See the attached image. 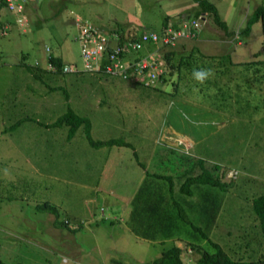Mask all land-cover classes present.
<instances>
[{"label": "rangeland", "instance_id": "rangeland-1", "mask_svg": "<svg viewBox=\"0 0 264 264\" xmlns=\"http://www.w3.org/2000/svg\"><path fill=\"white\" fill-rule=\"evenodd\" d=\"M210 1L227 28L243 26L252 8L264 3ZM195 7L193 0H27L23 28L14 21L13 12L0 8V23L8 22V30L0 35L1 262L61 264L65 256L67 264H138L179 241L183 264H196L198 252L187 242L173 236L160 241L141 237L124 220L142 171V178L155 172L171 174L174 196L180 202L202 199L199 194L189 199L177 191L189 174L181 171L193 161L206 168L201 170L223 172L218 177L224 183L212 187L220 208L209 239L232 258L257 256V226L249 212L252 199L264 195V137L248 136L245 121L252 114L257 121L264 115L260 108L235 109L248 103L251 95L257 102L251 90L254 82L241 87L255 63L239 65L221 57L220 71L236 74L232 81L237 87L220 94L213 85L214 78L219 79L217 65L201 50L194 51L189 71L174 77L168 76L171 67L164 59V79L155 86L98 72L44 68L45 46L51 55L79 65V23L106 32L157 29L164 18L193 16ZM208 25L213 26L209 17L198 27L199 37ZM122 31V37L130 34ZM239 38L240 52L247 53L250 46L263 54L259 22ZM201 69L214 75L199 83L193 73ZM220 76L230 80L224 73ZM68 110L84 116L86 124L70 130L66 120H57ZM108 138L127 143H91ZM158 181L167 184L165 178ZM200 186L210 191L208 185ZM43 202L53 205L68 227L56 226L52 213L35 207ZM183 206L187 217H193L194 212ZM200 242L211 250L208 241Z\"/></svg>", "mask_w": 264, "mask_h": 264}, {"label": "trees", "instance_id": "trees-1", "mask_svg": "<svg viewBox=\"0 0 264 264\" xmlns=\"http://www.w3.org/2000/svg\"><path fill=\"white\" fill-rule=\"evenodd\" d=\"M193 1L196 4V7L192 12L193 16H198V14H201L204 16L205 20L209 17L214 26L220 28L228 35L234 33L237 34L238 37L241 35L246 36L251 31L252 25L255 22H259L260 31L261 33H264V3H257L252 8L251 12L245 17L244 24L241 28H237V30H228L226 23L222 18H220L217 8L213 2L210 0ZM262 2H264V0H262ZM167 21L168 20L164 18L162 20V25H164ZM122 29L116 28L112 31L117 32L122 37ZM130 35L132 38H134L137 34L132 32ZM171 47L163 50L162 52L163 58L167 61L174 53ZM189 55L190 58L193 57V54ZM182 59L184 58L182 57ZM50 60L56 67V69L50 71H62V60L59 55H52ZM189 60L190 59L182 60L179 65L178 63L174 64V67H178V69H175V75H179L184 71H189ZM246 63L250 62L247 61ZM251 63L257 62L254 61ZM258 64L262 65V68L259 67L260 69H258L262 70L264 76V58L259 60ZM171 66L173 65L171 64ZM253 70H255V68ZM190 72L193 71L190 69ZM161 79H164V77L161 76ZM193 79L195 78L193 77ZM215 81L216 80L214 78V83ZM60 119L67 121L70 130H74L81 122L86 121L84 116L77 115L71 110H68L65 114H62L57 118V120ZM91 143L95 145H110L115 143L126 144L127 142L124 140L108 138L102 140H91ZM196 162H191L190 165L181 171V175L186 173L189 174L184 180L179 182L177 191L184 193L183 195H186L189 199L195 194H199L202 199L200 198V200L192 202L191 200L184 198L182 202H180L174 196V190H176V188H174V186L171 184V174L155 172L152 174V177L146 175L141 179L137 190L130 199V208L125 220L130 231L136 235L152 240L158 239L160 241L164 238H169L172 236L175 238V240H183L187 242L192 248H194L196 252H198L197 256L194 258L196 264H264V195L260 194L251 201L252 213L254 214L255 218H257V221L253 222L255 223L254 226H257L255 231L256 235H254L255 243L257 246L260 244V251L253 259L244 260L241 257L232 258L226 253L219 243L209 239V230L214 224L215 218L220 208L219 199H215L217 194L213 192L212 187H214L216 184L224 183V181L219 178L223 176V172L216 174L207 172L206 170H201V168H206L203 165L200 166L196 164ZM160 178H165L167 180V184H159L158 180ZM156 182L160 186L156 187L154 185ZM192 182H195L192 188L186 187L187 183ZM199 183L208 185L209 187H207L210 189V191H205L204 189L201 190L202 187L200 185L202 184ZM224 186L225 185H223L222 188ZM184 203L190 211L194 212L192 214L193 217H187L185 207L183 206ZM35 207L37 209H45L47 212L52 213L54 215L53 222L56 226L68 227L64 220L58 219L57 210L53 205L43 202L37 203ZM69 229L74 230L75 228L69 227ZM203 240L209 242L211 245V250H206L201 246L202 242L200 241ZM245 249L246 248L243 250ZM181 254V246L176 243H172L170 246L162 249L160 254L153 259L142 261L138 264H183ZM0 264L27 263H3L0 261Z\"/></svg>", "mask_w": 264, "mask_h": 264}, {"label": "built area", "instance_id": "built-area-1", "mask_svg": "<svg viewBox=\"0 0 264 264\" xmlns=\"http://www.w3.org/2000/svg\"><path fill=\"white\" fill-rule=\"evenodd\" d=\"M27 0H0V8L5 7L15 14L14 21L22 28L27 23L25 13ZM205 21L204 16L183 17L167 21L157 29H143L134 38L121 37L115 31H102L89 23L78 24V49L80 63L75 66L62 62L63 72L84 70L104 73L110 76L131 78L146 86H155L163 75V50L173 46L179 39H193L197 29ZM8 30V22L0 23V35ZM237 38V34H234ZM45 50V65L48 70L56 69L51 62L49 48ZM65 222H67L64 219ZM61 264H67L65 256ZM81 264V263H79Z\"/></svg>", "mask_w": 264, "mask_h": 264}, {"label": "crops", "instance_id": "crops-1", "mask_svg": "<svg viewBox=\"0 0 264 264\" xmlns=\"http://www.w3.org/2000/svg\"><path fill=\"white\" fill-rule=\"evenodd\" d=\"M214 5H215V3H214ZM216 8H217V6H216ZM166 19L168 21H170L174 18H172V19L166 18ZM161 25H162V22L159 26H161ZM241 27L242 26L238 24L236 27L228 28V30H237V28H241ZM125 29H126V31H125L126 33H128V32L132 33L133 32V33L137 34L140 31V30L136 31L132 27H131V29L133 31H131V32L128 31L129 28H123L122 30H125ZM122 32H124V31H122ZM212 33H213V35H212ZM214 33H216V35H214ZM242 43H243L242 38L240 39L238 37V35L236 38V36H234V33L231 35H228L223 30H221L220 28H218L214 25L213 26L208 25L207 30H203L201 37H199L197 35L194 39H179L171 47V49L174 51V53L168 59V61L170 63V67H171V71L168 72V76L174 77V75L176 74L175 69H178V67H174V64L178 63V65H179V63L182 60L193 59L195 57V54H196L195 52L201 50V53L208 54V55L212 56L213 63H216V65H217L218 71H216V73L218 74L219 79H215L216 81L214 83V88H215L216 94H220L221 91L222 90L224 91L226 88L231 90V88L237 87V83L235 81H232V78L233 79L236 78L235 77L236 74L232 76L230 71H228V72H225V70L220 71L221 68L219 66L222 64L221 63V61H222L221 57H226V59L228 60L229 63L239 64V65H242V63H245L247 61H249V62L256 61L257 63H255V64L257 66L253 67V69L255 68V70L251 69L250 75L246 76L244 78V83L241 85V87H243V85L249 86V84H251V82H254L255 85H254L253 89H251V90H252V92H254L256 94L255 96L258 97V99H255L257 102L256 103L253 102L252 99H254L253 98L254 95L253 96L251 95V98L248 99V101H247L248 103H246L247 105L244 104L243 107L239 106V107H236L235 109L237 111H239L238 109H240V111L249 110V111L253 112L256 109L260 108V110H258V111H261L262 115H264V76H263L262 70H259L260 68H262V65L258 64V61L262 60L264 58V53L263 54H257L255 49L250 48V46H246L247 47L246 48L247 53L246 52L242 53V52H240L241 49L239 48V46L242 45ZM214 50H219V52H214ZM262 50H263V47H261V51ZM189 54H193L192 55L193 57L190 58ZM182 57L184 59H182ZM62 62H65V61H62ZM171 64L173 66H171ZM231 70H233V69H231ZM235 72L237 73V66H236V71H234V73ZM222 73H224L226 76H228V78L230 80L229 81L221 80L220 75ZM242 89H244V88H242ZM255 91L258 93H256ZM234 104L236 105L237 103L234 102ZM253 116H254L253 114L249 115V120L245 121V123L248 122V127H250L248 130H246V134L250 137H252V136H257L258 138L264 137V118L263 119L259 118V121H257L258 118H253ZM253 127L254 128L258 127V128L252 129ZM254 142H258V141H254ZM142 172L138 176L136 184L140 183V181L142 179ZM132 194H134V193H132ZM132 196L133 195H131V198H132ZM131 198H129V200ZM124 207H125V205L122 204V208H124ZM128 212H129V210H128ZM249 213H250L249 216L251 217V221L256 222L257 218H255L253 213L251 214V210ZM124 220H126V219H124ZM77 226H80V225H77ZM126 227L129 229V227L127 225H126ZM176 244L180 245L179 241H176Z\"/></svg>", "mask_w": 264, "mask_h": 264}, {"label": "clouds", "instance_id": "clouds-1", "mask_svg": "<svg viewBox=\"0 0 264 264\" xmlns=\"http://www.w3.org/2000/svg\"><path fill=\"white\" fill-rule=\"evenodd\" d=\"M212 75H214V73L210 69L196 70L193 73L194 78L199 83H204V81L207 80Z\"/></svg>", "mask_w": 264, "mask_h": 264}]
</instances>
